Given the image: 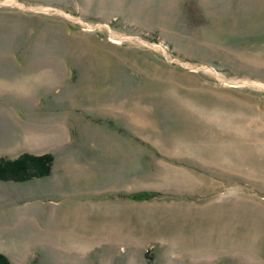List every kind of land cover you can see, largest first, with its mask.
I'll use <instances>...</instances> for the list:
<instances>
[{
  "label": "rangeland",
  "instance_id": "374dc122",
  "mask_svg": "<svg viewBox=\"0 0 264 264\" xmlns=\"http://www.w3.org/2000/svg\"><path fill=\"white\" fill-rule=\"evenodd\" d=\"M0 77L6 109L43 93L28 124L75 129L1 200L76 194L101 264H264V0H0Z\"/></svg>",
  "mask_w": 264,
  "mask_h": 264
},
{
  "label": "crops",
  "instance_id": "0c3cea01",
  "mask_svg": "<svg viewBox=\"0 0 264 264\" xmlns=\"http://www.w3.org/2000/svg\"><path fill=\"white\" fill-rule=\"evenodd\" d=\"M23 68L25 69V67ZM24 89V85L21 84L20 91ZM11 90H13L12 83L10 84L0 77V137L3 140L0 141V158L15 160L23 154L41 155L43 153L52 154L55 158L57 150H70V146L74 143L75 129L72 130L65 126L64 136L54 138L53 133L43 132L42 129L28 124L29 117H38L46 113L42 103L45 98L41 97L43 93L35 92L29 97L26 92H20V95L14 98L21 102L32 99L31 114H29L28 110L30 109L27 103L23 105L20 103L18 108L13 110L4 107L2 101L6 97L9 98L8 100L13 99ZM33 101L35 102L33 103ZM62 138L64 139L60 141L59 139ZM55 139L60 142L52 144V140ZM44 140L51 142L44 144ZM78 144L79 142L72 148L77 147ZM44 147H47L46 151L39 152ZM58 160L55 159L54 167H58ZM65 160L67 161V158ZM65 166L64 176L73 171L72 166ZM54 170L52 169V172ZM30 182L0 181V187L3 184H8L7 187L14 194L15 192L23 194V191H26L24 185L28 186ZM34 191L37 197L31 201L26 199L12 201V199L5 200L4 198L1 200L0 198V213H5V219H0V253L7 256L12 264H91L94 259L98 261V264H101L102 258H107L108 255L105 249L108 242L103 240L93 245L91 226L82 231L68 228V215L71 210L76 209V194L73 198L65 195L60 196L49 188L46 200H44L42 198L44 190L35 189ZM77 195L79 196V194ZM99 196L101 197V195ZM55 197L59 199H54ZM28 205H31L35 210L33 218L29 217L31 211L27 213L25 209ZM46 205H51L50 209ZM17 209L20 210V213L15 214L12 218L13 211L19 212ZM52 212L53 214H51ZM80 241H84L83 244Z\"/></svg>",
  "mask_w": 264,
  "mask_h": 264
},
{
  "label": "trees",
  "instance_id": "16d2710c",
  "mask_svg": "<svg viewBox=\"0 0 264 264\" xmlns=\"http://www.w3.org/2000/svg\"><path fill=\"white\" fill-rule=\"evenodd\" d=\"M54 156L23 154L15 160L0 158V181L26 182L51 175ZM0 264H12L7 256L0 253Z\"/></svg>",
  "mask_w": 264,
  "mask_h": 264
},
{
  "label": "bare ground",
  "instance_id": "6f19581e",
  "mask_svg": "<svg viewBox=\"0 0 264 264\" xmlns=\"http://www.w3.org/2000/svg\"><path fill=\"white\" fill-rule=\"evenodd\" d=\"M10 3V2H9ZM43 10V9H42ZM113 39V41L116 43L118 40H117V38H112ZM261 86H262V84H261Z\"/></svg>",
  "mask_w": 264,
  "mask_h": 264
}]
</instances>
